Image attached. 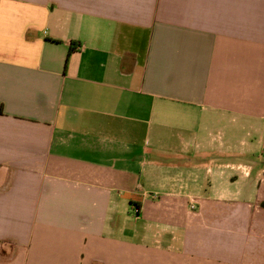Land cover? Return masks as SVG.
I'll use <instances>...</instances> for the list:
<instances>
[{"label": "crops", "instance_id": "0c3cea01", "mask_svg": "<svg viewBox=\"0 0 264 264\" xmlns=\"http://www.w3.org/2000/svg\"><path fill=\"white\" fill-rule=\"evenodd\" d=\"M263 158L264 0H0V264H264Z\"/></svg>", "mask_w": 264, "mask_h": 264}, {"label": "built area", "instance_id": "2783aa9c", "mask_svg": "<svg viewBox=\"0 0 264 264\" xmlns=\"http://www.w3.org/2000/svg\"><path fill=\"white\" fill-rule=\"evenodd\" d=\"M133 213H134L135 215H137L138 210H136V209L134 208V209H133Z\"/></svg>", "mask_w": 264, "mask_h": 264}, {"label": "rangeland", "instance_id": "374dc122", "mask_svg": "<svg viewBox=\"0 0 264 264\" xmlns=\"http://www.w3.org/2000/svg\"><path fill=\"white\" fill-rule=\"evenodd\" d=\"M262 163H259L258 165L260 166V164H264V158L261 160Z\"/></svg>", "mask_w": 264, "mask_h": 264}]
</instances>
